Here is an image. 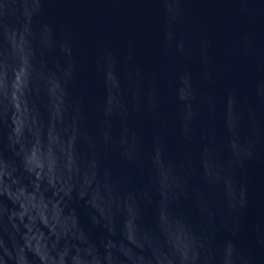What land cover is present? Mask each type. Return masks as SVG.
<instances>
[{
  "label": "water",
  "instance_id": "95a60500",
  "mask_svg": "<svg viewBox=\"0 0 264 264\" xmlns=\"http://www.w3.org/2000/svg\"><path fill=\"white\" fill-rule=\"evenodd\" d=\"M0 264H264V0H0Z\"/></svg>",
  "mask_w": 264,
  "mask_h": 264
}]
</instances>
